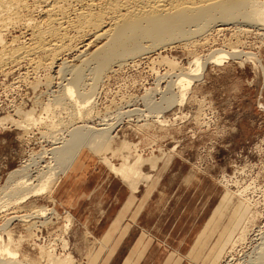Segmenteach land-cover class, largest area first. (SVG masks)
<instances>
[{
  "label": "rangeland",
  "instance_id": "obj_1",
  "mask_svg": "<svg viewBox=\"0 0 264 264\" xmlns=\"http://www.w3.org/2000/svg\"><path fill=\"white\" fill-rule=\"evenodd\" d=\"M253 26L222 25L207 32L206 38L200 36L193 42L162 45L130 60L123 69L115 67L105 73L95 88L97 92L90 98L92 102L86 105L91 113L84 117H79L75 105L66 106H73L70 110L64 106L65 110L62 104L53 102L55 95L62 94L63 85L69 83L71 76L70 71L64 73L61 69L64 63L69 67L80 64L81 40L77 41L79 47L62 52L54 62L56 65H43L37 70L39 73L32 71L28 62H22L21 68L15 66L0 72V119L10 116L27 126L31 120L23 122L27 118L25 111L33 108L34 120L41 116L36 125L38 119H32L33 126L29 122L30 126L25 128L21 122L4 120L0 123V244L4 242L11 251V256L4 254L2 260L11 264H88L97 240L80 219L83 202H74L77 206L71 207L74 203L63 200L59 192L60 181L83 155L110 171L134 192L139 190L140 184L156 181L153 171L159 162L163 161L164 168L172 163L176 167L178 163H186L196 171L191 185L199 184L194 202L200 216L194 227L198 234L192 254L196 257L202 254L220 229V237L208 255V264H250L259 254L257 245L264 232V30L258 25ZM8 32V42L14 36L21 41L25 39L23 29ZM95 45L92 43L87 52L95 49ZM233 49L237 51L236 56L222 64L209 62L200 74L190 71L194 77L198 75L193 79L185 101L167 102L169 97H179V87L175 86L178 74L185 72L183 68L195 67L196 56L204 62L214 50L224 53L233 52ZM256 60L262 63L261 67L256 65ZM170 62L176 70L170 67ZM48 102L54 103L52 112L55 109L53 114L48 110L47 116L44 108ZM52 115L57 117L51 120ZM45 117H49L50 123ZM40 119L44 122L40 123ZM53 122L56 127L53 126L52 134L50 124ZM81 126L89 130L82 128L83 131ZM106 126L109 128L103 129L104 136L109 139L103 146L96 134ZM77 128L84 135L89 133L85 137L91 138L88 143L82 142L85 145H78L76 157L73 162L70 160L72 164L68 165L67 172L62 171L67 165L62 166L64 169L59 168L60 163L55 167L58 161L54 160L52 148L55 146L58 151L59 146L71 142L73 134L70 131L73 129L74 133V129L79 130ZM75 139L79 143L84 138ZM99 142L101 148L97 146ZM137 155H141L143 161L136 164L140 168L139 177L123 181L116 170L123 169L128 163L135 165ZM57 168L64 173L53 172L55 169L59 172ZM49 169L53 177L57 174L53 185L54 179L49 180L48 185L52 187L43 194L16 202V191L22 188L17 182L28 176L35 178ZM15 170L17 174L13 172ZM201 175L207 182L199 180ZM42 210L43 215L40 214ZM203 222V229L199 231ZM241 238L245 240L241 241Z\"/></svg>",
  "mask_w": 264,
  "mask_h": 264
},
{
  "label": "bare ground",
  "instance_id": "obj_2",
  "mask_svg": "<svg viewBox=\"0 0 264 264\" xmlns=\"http://www.w3.org/2000/svg\"><path fill=\"white\" fill-rule=\"evenodd\" d=\"M227 24H244L252 26L258 25L260 26V28L258 27L259 29L264 30V0H0V72L2 74L4 70L6 71V69L20 66L22 62H28L29 68H31L32 71L34 70V72L35 70L36 72H38L37 70L43 67V65L49 64L48 66H50V64H54V62L62 54V52L68 51L70 50V48L72 49L74 47H79L77 46V41L81 40L82 42L80 41V49L78 48L80 51V53H78L80 62L78 63L80 64H74V66L72 65L73 67H69L70 65L67 66L68 64L64 63V66L61 69L65 71L64 73H66V71H70L71 76H69V80L67 79L69 83L67 82L65 83L67 85H63L64 88L62 87V94L59 93L60 95H55L57 97L55 99L53 98V102L55 101L56 103L62 104L63 107H66L69 104L73 106L75 105L78 107L77 109L79 111H77L75 108L74 110H76V112H79L77 113L79 114V117H84V115L88 116L91 113V111L88 109L89 107L87 108L86 105L92 102L90 98L92 94L95 93V91L97 92L95 88L99 83H101L106 72L115 70V67H118V69H123V66L125 64L127 65L130 60L132 61L135 58L152 51L153 49L159 48V46L162 47V45L165 46L169 43L172 44L175 42L186 43L200 36H205L206 38L207 34L211 30ZM19 28L21 30L23 29L24 32H26L25 39L21 41L18 36H14V39L12 38L13 40L11 39L12 41L8 42L6 40V33L11 29L15 30ZM26 34L28 35V37H26ZM18 40L20 41L17 42ZM92 43L96 44L95 49H92L91 52H87L88 47ZM216 51H213V55L207 58V61L202 62V60H200V58L196 56L193 60V66L195 67L190 69L183 68L185 72L178 74L179 79L177 78L178 82L176 81L178 85H175L176 87H179V97H169L167 100L168 103L172 104L176 101H185L187 91H189V87L193 84V79L196 78V75L200 74L207 63L211 62L217 65L222 64L229 57H235V52H237L234 49L233 52L231 51L223 53L221 50H218V52ZM47 60L48 62H46ZM256 61V65L261 67L262 63L259 60ZM172 62H170V67L175 68L173 66L174 63ZM21 67L22 66H20V68ZM86 71H89L88 74L86 73ZM190 71L193 73H199L194 77V74H192ZM53 104H50L49 102L47 105L45 104L46 108L44 109L47 110V116L50 114V112H52L51 105ZM61 106L59 108H61ZM73 106H71L70 108H72ZM70 108L68 109L70 110ZM32 109L33 108H31L29 111H25V115L27 116V118L24 119L25 121L23 122H28L29 120H31L29 122L33 126L32 122H34L41 116L34 120L31 112ZM46 110L43 111L46 112ZM48 110L51 111L48 113ZM17 111H19L20 113V109H18ZM22 114L24 115V113ZM73 115L74 114H72V117ZM54 116L52 115L50 117L51 120ZM55 117H57V115ZM47 119H49V117ZM4 120L6 122H9L11 120L15 123L18 122L19 124L21 122L16 121L9 116L4 119H0V123ZM37 121H39V119L36 120L35 125L37 124ZM29 122V125L27 126H30ZM42 122H44V120L40 121V123ZM47 123H50V119ZM20 125H23L22 122ZM27 126L23 125L24 128ZM50 126L53 127L54 122L51 123ZM82 126L81 129H86ZM54 127H56V124ZM54 127L52 128L53 132L49 127L51 130L49 132H52V134L55 131ZM106 128H109V126L102 127L100 128L101 131L98 130L99 132H96V136L101 139V142H104L98 143L97 146L99 148H101V144L104 146L109 139L104 136V130ZM75 129V134L72 132L73 129H70V132L73 134V137L70 136L71 142H69L70 140H68V144L66 142V145L63 143L64 145L62 147L59 146L58 151L55 150V146V149L52 148V150H54L52 153V155L54 154L53 157H55L54 160L58 161H55V167H57L59 163L60 165L58 166L61 169L63 168L62 166L64 164L67 165L64 166L66 167V169L63 168L64 170L62 171H66L67 167H70L68 165L72 164L70 163V160L71 162H73L72 159L76 157L75 155H77L79 150H77L78 145H85L82 142H87L91 138V136H86L87 138L85 137V135H89V133L85 132L84 135V133L82 132L83 129ZM78 137L84 138L83 140L81 139L79 141V143L81 144L76 142V139L74 140V138ZM73 140L78 144H74ZM97 140L95 139V141ZM80 146L79 148L81 149ZM97 146L95 148H98ZM141 160V155H137V157L135 158V165L128 163L123 169L116 170L117 174L123 181H130L133 177H139L138 175L140 174V168L136 166V164H142L143 161ZM61 169H58L59 172L55 171L56 169L52 170H54L53 172L59 174L62 173V171H60ZM13 172L17 174V170ZM53 172L49 169L45 172L37 174L35 178H30L28 176L29 178L27 177V179L25 180H19L20 182H17V184H19V186H22V188L18 185L16 186V188H20H18V191H16L18 193L15 192L16 195H18H15L17 197L16 202H23L32 196H36L46 192L48 187L50 186V184L48 185V183L50 182L49 180L54 179V181H52V185L53 182H56L55 180L57 179V174L56 176L54 175L55 177H53ZM32 181L34 183L36 181V184H34ZM51 187L52 186H50L49 189ZM40 212V214L43 215V210ZM261 233H263L261 237L262 241L261 243H259L260 245H257L259 254L258 256L255 254L256 256L250 264H264V232ZM242 238L241 241L246 239V237L245 239ZM239 241L240 240H238V242ZM234 243H236V241ZM5 246L6 245L4 244V242L0 244V264H11L7 263V261L2 260V255H10L11 252ZM12 264L17 263L15 262Z\"/></svg>",
  "mask_w": 264,
  "mask_h": 264
},
{
  "label": "crops",
  "instance_id": "obj_3",
  "mask_svg": "<svg viewBox=\"0 0 264 264\" xmlns=\"http://www.w3.org/2000/svg\"><path fill=\"white\" fill-rule=\"evenodd\" d=\"M153 172L156 181L142 183L134 192L81 155L62 178L63 200L83 202L80 219L97 240L88 264H208L221 231L212 236L202 254H192L200 216L194 202L199 184L191 185L196 171L186 163L164 168L161 161ZM202 179L207 182L201 175Z\"/></svg>",
  "mask_w": 264,
  "mask_h": 264
}]
</instances>
